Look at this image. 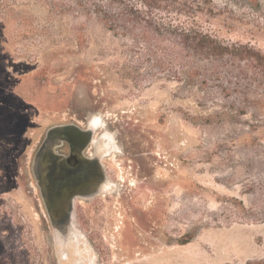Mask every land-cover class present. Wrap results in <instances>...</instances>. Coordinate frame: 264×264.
I'll return each mask as SVG.
<instances>
[{
  "label": "rangeland",
  "instance_id": "obj_1",
  "mask_svg": "<svg viewBox=\"0 0 264 264\" xmlns=\"http://www.w3.org/2000/svg\"><path fill=\"white\" fill-rule=\"evenodd\" d=\"M49 1L0 0V264L264 259V106L242 111L229 68L209 80V62L185 58L182 75L152 41L50 14ZM180 1L208 35L264 55V0ZM193 66L200 76H188ZM92 119L117 146L104 160L113 192L63 262L33 207L29 151L49 126Z\"/></svg>",
  "mask_w": 264,
  "mask_h": 264
},
{
  "label": "trees",
  "instance_id": "obj_2",
  "mask_svg": "<svg viewBox=\"0 0 264 264\" xmlns=\"http://www.w3.org/2000/svg\"><path fill=\"white\" fill-rule=\"evenodd\" d=\"M49 12L54 15L72 13L75 17L95 20L107 31L119 36H131L135 41L154 43L162 50V58H174L185 72L184 59L198 62L207 61V79L219 80L220 69L229 68L228 73L234 74L230 82L242 111L247 104H252L253 112L264 106V55L242 47L221 43L204 32L192 15L193 8L180 0H50ZM152 36V40L149 38ZM171 53V54H170ZM247 64L226 65L223 59L230 57ZM185 59V60H186ZM169 61V60H168ZM190 63V61H189ZM223 64L225 66H223ZM195 66H198L195 64ZM190 67L189 77L200 76V68ZM205 77V73H202ZM217 86V85H215ZM259 217H264V207ZM256 264H264V259Z\"/></svg>",
  "mask_w": 264,
  "mask_h": 264
},
{
  "label": "flooded vegetation",
  "instance_id": "obj_3",
  "mask_svg": "<svg viewBox=\"0 0 264 264\" xmlns=\"http://www.w3.org/2000/svg\"><path fill=\"white\" fill-rule=\"evenodd\" d=\"M97 120L49 126L29 151L33 207L39 225L54 232L63 262L83 249L78 228L87 225L90 208L113 192L104 160L117 153V146Z\"/></svg>",
  "mask_w": 264,
  "mask_h": 264
}]
</instances>
